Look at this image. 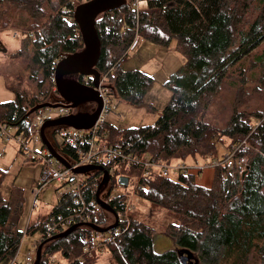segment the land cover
Wrapping results in <instances>:
<instances>
[{
	"label": "trees",
	"instance_id": "1",
	"mask_svg": "<svg viewBox=\"0 0 264 264\" xmlns=\"http://www.w3.org/2000/svg\"><path fill=\"white\" fill-rule=\"evenodd\" d=\"M51 4V0H0V28L11 26L36 36L33 42L23 38L13 57L31 44V60L44 78L55 60L83 48L74 35V21L68 22L65 13L54 17ZM95 26L101 44L96 68L106 76V83L110 81L108 94L134 106L142 104L153 79L137 70H110L129 49L136 32L142 40L160 46L174 39L185 59L166 83L170 101L153 126L116 130L105 124L99 131L101 140L132 156L147 155L166 163L191 160L194 165L221 162L243 141L252 147L237 151L247 165L244 177L237 166L221 165L214 169L209 188L184 174L174 179L156 173L143 178L137 196L151 211H164L176 222L165 233L177 249L156 253L151 228L133 219L129 229L107 247L111 262L181 264L178 251L186 250L195 256L196 264H253L254 260L264 264V93L253 90L262 96L260 105L251 106L252 94L244 79L245 61L264 44V0H147L146 9L137 15L124 6L101 15ZM41 27L46 28L36 32ZM228 92L233 93L230 103ZM56 99L57 93L48 102L17 95L13 102L0 104V123L14 128L15 135L26 136L27 120L36 106ZM113 164L104 167L109 172ZM4 177L0 173V190ZM123 199L117 196L111 203L116 211L122 210ZM22 206L20 189L14 188L6 200L0 192V263L13 260L25 233L40 235L46 228V221L33 226L29 222L23 234ZM69 206L66 199L57 202L51 216L69 213ZM99 224L104 226L105 219ZM92 234L81 227L49 241L39 264H51L50 257L57 256L63 263L81 257L70 264H93V257L83 256Z\"/></svg>",
	"mask_w": 264,
	"mask_h": 264
},
{
	"label": "rangeland",
	"instance_id": "2",
	"mask_svg": "<svg viewBox=\"0 0 264 264\" xmlns=\"http://www.w3.org/2000/svg\"><path fill=\"white\" fill-rule=\"evenodd\" d=\"M147 0H139L138 11L146 9ZM54 17L57 11V4H51ZM99 16L97 19H99ZM96 19V20H97ZM11 26L7 27L9 29ZM46 27H41L36 32H41ZM6 29V28H5ZM15 29V28H14ZM19 29V28H17ZM0 28V44L6 50L2 53L0 49V104L13 102L17 95L26 97L29 100H37V102H48L53 96L54 85L52 87L49 75L44 78L38 65L31 60L32 50L31 44L25 49L20 56L13 57V55L22 48L23 38L14 39L11 34ZM22 30V29H21ZM137 40V45L131 52H128L121 65V70L130 71L137 70L153 79V84L142 99V104L134 106L126 101L119 100L117 97L106 94L110 101L111 112L106 117V126L116 130L135 129L145 126H153L165 107L170 101V91L166 86L169 78L184 64L183 55L177 50L176 41L173 39L167 45H156L149 41L142 40L136 32L133 42ZM0 47V48H1ZM127 50L125 51V53ZM122 53L123 55L125 54ZM122 57V56H121ZM264 44L244 63V79L246 80V90L252 94L251 106L261 104V94L259 91H253L260 88L264 93ZM119 68V69H120ZM49 71V69H48ZM51 81V82H50ZM108 83L104 84H109ZM228 103L231 102L233 93L229 92ZM223 106V104H221ZM82 109V110H81ZM81 111L88 109L91 111L90 104L83 106ZM86 112V113H87ZM1 124V123H0ZM11 139L0 137V173H4L5 177L1 187V196L6 200L14 188H18L23 193V215L19 222L21 232H25L27 224L30 222L31 226L39 225L46 221L51 213L53 207L57 203L55 190L59 188V184H51L39 193L37 197L32 195V192L37 189L39 185V178L41 174V163L36 155L33 160H29L19 150V146L15 142L16 130L14 128H7ZM45 136L51 145L60 143V138L52 133V130H46ZM21 137V136H20ZM223 154L221 155V157ZM178 161H174L176 163ZM202 162L198 161V166ZM185 164L188 167L194 165L191 160H186ZM155 172H157L155 170ZM110 184L112 186V195H118L124 190L118 185L119 177H128L132 182L137 176V172L121 163H114L109 168ZM194 175L195 183L204 188H209L212 184L214 169H206L199 173L192 172L189 176ZM83 177H85L83 175ZM174 179V176H171ZM61 191V190H60ZM102 192L100 195H105ZM136 213L134 219L147 224L153 233V248L156 253H164L170 250L175 251L176 245L174 240L166 235L165 230L171 223H176L169 215L164 212L151 211L150 205L144 200H136ZM109 220L114 218L109 216ZM39 238V233H28L24 235L21 248L17 256L18 263L25 264V257L34 254L32 247L33 241ZM162 242V243H161ZM161 245V246H160ZM190 260L197 263V259L190 251L184 250ZM93 257L90 263L93 264H113L110 256L105 250L102 253H94L90 255ZM95 257V258H94ZM57 262H60L58 256L55 257ZM11 260L5 259L0 264H11ZM65 264V263H64ZM253 264H257L254 260Z\"/></svg>",
	"mask_w": 264,
	"mask_h": 264
},
{
	"label": "built area",
	"instance_id": "3",
	"mask_svg": "<svg viewBox=\"0 0 264 264\" xmlns=\"http://www.w3.org/2000/svg\"><path fill=\"white\" fill-rule=\"evenodd\" d=\"M92 0H51L53 4H57L56 15L65 13L67 21H72L73 14L81 4H85ZM139 0H126L125 7L130 8L135 13L138 11ZM138 13H136L137 15ZM14 39L18 38H30L31 41L36 40L35 32L25 31L17 28H11L7 30ZM76 38L81 39L78 28L74 31ZM135 40L127 50V52L119 59L117 64L110 70L119 69L124 62V58L131 52L137 45ZM61 59L55 60L49 68V78L54 82V71ZM78 81L84 87L92 88V77H80ZM106 76L101 75V82L98 91L99 97L102 100V107L100 114L97 118L95 125L89 130H75L72 128H51L54 137L57 135L60 138V143L52 145L55 151L67 162L69 167H64L57 160H55L44 147L41 142V127L46 121L55 120L61 117H67L74 113V110L58 107L56 109H41L33 113L27 120L28 132L27 135L21 137H15V142L19 146L20 152L28 157L29 160H33V155H36L41 163V174L39 178V185L36 190L32 192V195L37 197L41 191L47 188L51 184H59V188L55 190V196L57 202L66 199L70 202V206L67 210L69 213L63 214L58 213L57 215L51 216V213L46 220V228L39 235L38 239H35L32 243L34 254H28L25 257V264H33L35 260V253L40 245L39 242L43 239H51L65 232L70 227L81 224L90 223L101 228H106L112 225H116L110 229L107 233L100 234L93 232L89 244L83 250L84 255H91L94 253H102L111 244H114L130 227L131 221L134 219L136 213V200L138 198L137 191L139 189L140 181L148 177L149 175L156 173L162 178H169L171 176L177 177L181 174L190 175L191 171L199 173L206 169H215L221 165L228 168L237 166L239 168V174L247 172V165L244 158L237 156L239 148L243 150H250L252 147L243 141L238 148L233 152L224 155L221 162H210L203 163L201 166L198 164L188 167L185 162L178 161L173 162H158L147 155L141 157L132 156L125 154L119 148L112 146L103 140L99 136L100 128L106 123V117L111 112L109 99L106 94L109 93L107 89L108 84H104ZM54 85V84H53ZM53 93H56L54 88ZM60 99L55 100L54 103H60ZM7 126L0 124V137H6L7 140L11 139L8 134ZM108 163H121L129 168H136L138 176L131 182L129 179L128 186L126 188L121 187L124 191L118 195H112V191H108L112 186L110 181L108 185L100 192L104 191L105 195H99V198L107 204L114 212V214L104 211L95 201V194L98 190L99 183L102 179V173L90 172L83 177V175L74 172V169L84 166H101L104 167ZM105 168V167H104ZM155 170L157 172H155ZM110 175V174H109ZM92 178V179H91ZM61 190V191H60ZM113 190V189H112ZM86 195H93V197L87 198ZM122 196L124 204L122 210H115V207L111 205L114 198ZM109 216L114 218L113 221L109 220ZM102 218L105 219V225H100ZM24 235H27L25 233ZM23 235V237H24ZM23 238L20 241L18 250L11 261V264H17V256L21 248ZM77 259H71L65 264H70ZM82 259V258H81ZM51 264H64L63 262H57L55 257H50Z\"/></svg>",
	"mask_w": 264,
	"mask_h": 264
},
{
	"label": "water",
	"instance_id": "4",
	"mask_svg": "<svg viewBox=\"0 0 264 264\" xmlns=\"http://www.w3.org/2000/svg\"><path fill=\"white\" fill-rule=\"evenodd\" d=\"M125 5L126 0H92L76 7L73 14V21L80 32L83 48L80 52L64 56L55 68L53 84L60 99V103L49 102L40 104L33 110L34 112L41 109L65 107L76 111L67 117L46 121L41 127L40 137L42 144L48 150L49 154L64 167H69V165L47 140L45 131L51 128L56 129L60 127L72 128L75 130H89L95 125L102 107V100L96 90L101 82V74L96 68L101 53V44L95 26L96 19L104 13L118 10ZM1 46L2 45L0 44V47ZM0 49L2 53L6 52L4 47H1ZM80 77H92L93 87H84L81 82L78 81V78ZM107 89L110 90V87H107ZM84 104H90L92 106L89 113L78 111V109ZM74 172L80 175H86L90 172L102 173L103 176L95 194V201L104 211L114 214L113 210L99 198L100 192L110 181L109 172L101 166L79 167L74 169ZM244 176L245 173L242 174V177ZM128 182V177L122 176L118 178V185L123 188L128 186ZM115 226L116 225L114 224L106 228H101L90 223L76 224L65 232L41 243L36 250L33 264L40 263L42 248L51 240L65 238L81 227L88 228L95 233L104 234ZM185 254L184 250L178 251L181 264H196Z\"/></svg>",
	"mask_w": 264,
	"mask_h": 264
},
{
	"label": "flooded vegetation",
	"instance_id": "5",
	"mask_svg": "<svg viewBox=\"0 0 264 264\" xmlns=\"http://www.w3.org/2000/svg\"><path fill=\"white\" fill-rule=\"evenodd\" d=\"M86 105H88V104H84V105H82L79 109H81L83 106H86ZM79 109H78V111H81V110H82V109H81V110H79ZM78 111H77V112H78ZM87 111H88V109H86V110H84V111H81V112H87ZM75 112H76V111H75Z\"/></svg>",
	"mask_w": 264,
	"mask_h": 264
},
{
	"label": "crops",
	"instance_id": "6",
	"mask_svg": "<svg viewBox=\"0 0 264 264\" xmlns=\"http://www.w3.org/2000/svg\"><path fill=\"white\" fill-rule=\"evenodd\" d=\"M192 176V178H193V180H194V182H195V177H194V175H191ZM174 242V241H173ZM162 243V242H161ZM161 246V245H160ZM154 249V248H153ZM155 251V250H154ZM156 252V251H155Z\"/></svg>",
	"mask_w": 264,
	"mask_h": 264
}]
</instances>
